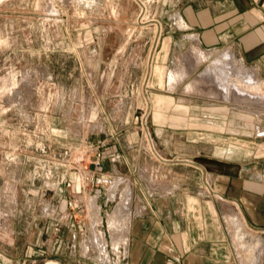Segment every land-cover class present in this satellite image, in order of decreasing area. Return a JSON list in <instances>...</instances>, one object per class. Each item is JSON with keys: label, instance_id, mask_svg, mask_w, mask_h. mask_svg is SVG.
<instances>
[{"label": "rangeland", "instance_id": "rangeland-1", "mask_svg": "<svg viewBox=\"0 0 264 264\" xmlns=\"http://www.w3.org/2000/svg\"><path fill=\"white\" fill-rule=\"evenodd\" d=\"M176 11L177 0H0V261L111 264L115 244L99 241L103 226L65 233L66 222L78 220L84 190L109 183L92 160L102 152L104 168L113 134L138 142L143 164L163 160L148 102L166 94L156 64ZM189 89L178 85L177 94ZM190 102L177 101L185 125L204 117ZM183 131L177 160L211 151L192 146L195 130Z\"/></svg>", "mask_w": 264, "mask_h": 264}, {"label": "crops", "instance_id": "crops-1", "mask_svg": "<svg viewBox=\"0 0 264 264\" xmlns=\"http://www.w3.org/2000/svg\"><path fill=\"white\" fill-rule=\"evenodd\" d=\"M174 19L156 64L166 94L148 102L163 160L143 164L138 142L113 134L104 168L94 171L109 183L83 191L65 233L103 226L99 241L118 244L111 264H264V0H177ZM200 82L210 92L200 93ZM183 83L190 89L177 94ZM187 98L204 116L189 125L177 115ZM189 127L192 146L211 151L185 162L177 136Z\"/></svg>", "mask_w": 264, "mask_h": 264}, {"label": "built area", "instance_id": "built-area-1", "mask_svg": "<svg viewBox=\"0 0 264 264\" xmlns=\"http://www.w3.org/2000/svg\"><path fill=\"white\" fill-rule=\"evenodd\" d=\"M92 163L95 164L96 167H102V165L104 164V160H103V154L102 152H97V155L94 156ZM103 182H106V178L102 179ZM73 181H70L68 184L71 185ZM69 204L71 206L77 207L78 203L74 202V201H70Z\"/></svg>", "mask_w": 264, "mask_h": 264}, {"label": "bare ground", "instance_id": "bare-ground-1", "mask_svg": "<svg viewBox=\"0 0 264 264\" xmlns=\"http://www.w3.org/2000/svg\"><path fill=\"white\" fill-rule=\"evenodd\" d=\"M238 70V69H237ZM203 80V79H202ZM205 81H206V79H205ZM196 82V81H195ZM200 83H204V82H200ZM199 83V84H200ZM191 85V84H190ZM201 85V84H200ZM198 86V85H197ZM204 86V85H203ZM199 87V86H198ZM197 87V88H198ZM205 87V86H204ZM208 87V86H207ZM188 89V88H187ZM201 89V88H200ZM208 89V88H207ZM209 89H210V87H209ZM203 90H205V89H203ZM188 91V90H187ZM208 91V90H207ZM200 92V91H199ZM202 92H204V91H202ZM208 92H210V91H208ZM217 92V91H216ZM215 92V93H216ZM201 93V92H200ZM213 93H214V91H213ZM204 94V93H203ZM209 94V93H208ZM246 100V99H245ZM249 100V99H248ZM251 101V100H250ZM250 101H248V102H250ZM253 102V101H252ZM257 103V102H256ZM113 214V213H112ZM111 221V220H110ZM109 221V222H110ZM113 223V222H112ZM112 223H110V224H112ZM113 225V224H112ZM112 227V226H111ZM115 228V227H114ZM113 230V229H112ZM114 232H115V230H114ZM113 233V232H112ZM115 245H118L117 243H115ZM48 264H57V262L56 261H50V262H48Z\"/></svg>", "mask_w": 264, "mask_h": 264}]
</instances>
